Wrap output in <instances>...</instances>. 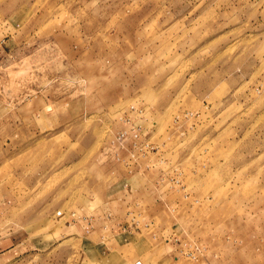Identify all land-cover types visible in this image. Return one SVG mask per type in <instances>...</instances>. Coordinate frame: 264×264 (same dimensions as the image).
I'll use <instances>...</instances> for the list:
<instances>
[{"label": "rangeland", "instance_id": "374dc122", "mask_svg": "<svg viewBox=\"0 0 264 264\" xmlns=\"http://www.w3.org/2000/svg\"><path fill=\"white\" fill-rule=\"evenodd\" d=\"M1 42V119H54L3 159L0 237L39 235L33 264H264V0H0Z\"/></svg>", "mask_w": 264, "mask_h": 264}, {"label": "crops", "instance_id": "0c3cea01", "mask_svg": "<svg viewBox=\"0 0 264 264\" xmlns=\"http://www.w3.org/2000/svg\"><path fill=\"white\" fill-rule=\"evenodd\" d=\"M3 43H0V49L2 48ZM39 93H44V91H38ZM41 99L33 100L31 103V106L28 105L27 111L29 112V115L27 118H25V133H23V130L19 128V122H16L17 118L16 116L9 117L8 120L1 119L0 117V171L2 169L3 165V159L10 155V161H15L16 163L20 162V159L24 156L22 153L14 154V152H10L11 150H14V147L18 145H21V142H26L25 147V157L30 156L29 152L34 148V141L38 140H45L46 132L49 130V123L51 122V119H54L53 117H50L44 110L45 107L48 105L49 101L47 99H43V97H40ZM41 100V101H39ZM0 102V109L3 108L1 106ZM57 123L59 124L64 123V119L61 120L60 115L57 117ZM5 122L3 123V121ZM3 142H6L5 144L8 146L12 145L11 149H8L4 151L2 149ZM7 142H10L9 144ZM111 148L110 146H108ZM119 147V146H118ZM116 148V147H115ZM125 148V147H124ZM18 149V148H17ZM112 150L114 148H111ZM47 168V167H46ZM20 170V169H19ZM36 172L43 173V170H39ZM25 185L23 187L25 189L27 188H33L34 179H28ZM0 190L3 191V193H7V189L5 188L2 190L1 188V180H0ZM0 191V193H2ZM1 196V195H0ZM118 226V225H117ZM80 231L81 228L79 227ZM257 237L258 234H255ZM254 235V236H255ZM252 236V235H251ZM264 238V235L261 234L260 238ZM41 238L38 236H32L27 230H18L12 233H9L8 235H1L0 237V263L1 264H33V261L30 260L31 257H34L35 255L39 256L40 252H44L47 246L42 244V241H40ZM169 242V241H168ZM43 246V247H42ZM255 247L257 246V243H254ZM27 261V262H25Z\"/></svg>", "mask_w": 264, "mask_h": 264}, {"label": "built area", "instance_id": "2783aa9c", "mask_svg": "<svg viewBox=\"0 0 264 264\" xmlns=\"http://www.w3.org/2000/svg\"><path fill=\"white\" fill-rule=\"evenodd\" d=\"M132 109V112L134 111L135 112V109L134 108H131ZM129 120V119H127ZM126 120V122H127ZM137 130L134 129V128H131L130 130V133L132 134V137L133 139L137 140L138 139V134H137ZM127 135V132L126 131H121L117 134V136H115L114 140L110 143L111 144V147L114 148L117 144L116 143H122L123 142V139L126 137ZM137 144V143H136ZM149 148V145H144L143 147H139L140 151L143 152L144 150L148 149ZM60 214V213H59ZM71 217L73 218V220H75V214L72 213L71 214ZM84 221L87 222V224H89L91 221H92V218H83ZM195 253H198L197 252H193V253H188L187 256L191 257V258H195L196 256H194ZM133 264H144L141 260H136L133 262Z\"/></svg>", "mask_w": 264, "mask_h": 264}]
</instances>
